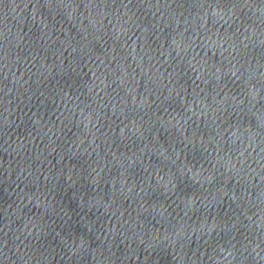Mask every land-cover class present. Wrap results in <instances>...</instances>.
I'll list each match as a JSON object with an SVG mask.
<instances>
[{"label": "water", "instance_id": "1", "mask_svg": "<svg viewBox=\"0 0 264 264\" xmlns=\"http://www.w3.org/2000/svg\"><path fill=\"white\" fill-rule=\"evenodd\" d=\"M0 264H264V0H0Z\"/></svg>", "mask_w": 264, "mask_h": 264}]
</instances>
